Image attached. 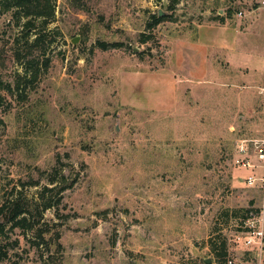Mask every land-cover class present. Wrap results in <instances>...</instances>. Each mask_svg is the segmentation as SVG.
I'll return each instance as SVG.
<instances>
[{
    "label": "rangeland",
    "instance_id": "obj_1",
    "mask_svg": "<svg viewBox=\"0 0 264 264\" xmlns=\"http://www.w3.org/2000/svg\"><path fill=\"white\" fill-rule=\"evenodd\" d=\"M55 3L50 67L25 102L15 40L31 52L0 10V206L75 184L45 214L50 245L7 225L0 264H201L213 237L232 264H264V238L246 242L264 232V77L224 50L251 0Z\"/></svg>",
    "mask_w": 264,
    "mask_h": 264
},
{
    "label": "trees",
    "instance_id": "obj_2",
    "mask_svg": "<svg viewBox=\"0 0 264 264\" xmlns=\"http://www.w3.org/2000/svg\"><path fill=\"white\" fill-rule=\"evenodd\" d=\"M0 10L3 13H10L15 26L22 28L21 33L25 48L32 53L24 57L18 48L20 40H15L16 58L18 62L24 60V63H22L24 70L15 75L12 94L19 101L25 102L31 92L36 89L41 76L50 67L51 59L47 57L48 47L44 44L47 40L49 26L55 19L56 3L55 0H0ZM154 18L156 19L155 24H158L160 21L167 19V16H154ZM101 47L103 49L107 48L103 44ZM55 180V177L52 178L50 185L53 187L46 186L43 188L38 193L37 198L28 199L22 191H17L16 188L6 194L0 206V235L4 234L7 225H11L13 229L26 230L32 233L38 247L42 246L43 243L50 245L46 240V236L52 232L54 227H50L45 223V214L49 210L57 208L62 201V194L73 188L75 184L74 182L62 187ZM243 212L245 213V220L254 217L253 211L245 210ZM233 216L239 218L238 212H234ZM54 236L53 240L58 242L60 239L59 231H56ZM58 246L61 248L60 245ZM209 246L210 254L215 259L211 264H232L231 261H228V248L225 240L221 237L210 238ZM1 256L2 258L7 257L6 254H1ZM191 264H196V262ZM201 264L208 263L202 261Z\"/></svg>",
    "mask_w": 264,
    "mask_h": 264
},
{
    "label": "crops",
    "instance_id": "obj_3",
    "mask_svg": "<svg viewBox=\"0 0 264 264\" xmlns=\"http://www.w3.org/2000/svg\"><path fill=\"white\" fill-rule=\"evenodd\" d=\"M258 2L251 0L244 32L224 43L227 62L235 71L245 70V77H264V7Z\"/></svg>",
    "mask_w": 264,
    "mask_h": 264
},
{
    "label": "built area",
    "instance_id": "obj_4",
    "mask_svg": "<svg viewBox=\"0 0 264 264\" xmlns=\"http://www.w3.org/2000/svg\"><path fill=\"white\" fill-rule=\"evenodd\" d=\"M260 7H264V0H259L258 2ZM259 146V145H257ZM259 150V159L264 160V144L258 148ZM253 215V214H251ZM249 224L254 221L252 218L249 219ZM251 227L249 228L250 230L248 231V236L246 237V242L248 245H252L254 243L259 242V244L263 243V238H264V232L261 230H256L254 229L253 225H250ZM258 244V243H257Z\"/></svg>",
    "mask_w": 264,
    "mask_h": 264
},
{
    "label": "water",
    "instance_id": "obj_5",
    "mask_svg": "<svg viewBox=\"0 0 264 264\" xmlns=\"http://www.w3.org/2000/svg\"><path fill=\"white\" fill-rule=\"evenodd\" d=\"M163 15H164V13H163L162 11H160V17H162ZM73 43H74V44H77V43H78V40L75 39V40L73 41ZM0 223H1V221H0ZM206 262H207L208 264H211V263H212V261H211L210 259L206 260Z\"/></svg>",
    "mask_w": 264,
    "mask_h": 264
}]
</instances>
